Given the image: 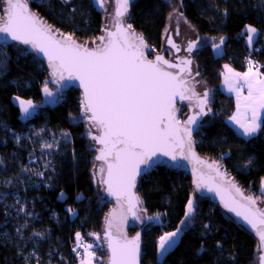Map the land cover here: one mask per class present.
<instances>
[{
    "label": "trees",
    "instance_id": "1",
    "mask_svg": "<svg viewBox=\"0 0 264 264\" xmlns=\"http://www.w3.org/2000/svg\"><path fill=\"white\" fill-rule=\"evenodd\" d=\"M28 2L55 31L83 44H98L104 31L113 28L114 10L108 14L93 0ZM175 12L197 35L199 50L194 59L211 96V111L195 135V148L201 156L220 163L246 194L264 206L260 191L264 121L257 136L245 139L238 135L227 123L235 102L221 91L224 65L240 72L249 69L250 60L264 65V0H135L125 20L153 47V57L167 49L166 29ZM249 26L259 32L252 49L246 44ZM221 40L224 52L216 56L214 47ZM0 62V264H79L71 253L76 233L88 241L92 234L103 233L112 206L103 197L102 173L95 174L97 164L98 169L103 165L95 161V143L89 135L94 129L82 113L81 92L70 89L62 101L57 98L54 104H47L45 82L55 92L49 71L22 45L4 46L0 41ZM16 97L36 105L30 117H23ZM180 112L184 116L187 109L180 107ZM35 132L45 139V149L52 154L46 185L24 167L28 153L40 156V151H34L27 139L15 140L17 135L35 137ZM52 138L56 144H50ZM5 179L17 182L18 190L32 201L28 205L34 208L33 217H8L2 201ZM22 180L32 181L33 186ZM137 192L140 222L133 223L129 233L135 235L144 228L141 264H259L255 234L220 204L199 194L188 174L159 165L140 178ZM189 200L195 211L185 219ZM146 216L151 220L148 224ZM178 228L182 232L179 242L160 259L159 238ZM94 258L97 264H107L108 252Z\"/></svg>",
    "mask_w": 264,
    "mask_h": 264
},
{
    "label": "snow or ice",
    "instance_id": "2",
    "mask_svg": "<svg viewBox=\"0 0 264 264\" xmlns=\"http://www.w3.org/2000/svg\"><path fill=\"white\" fill-rule=\"evenodd\" d=\"M98 3L100 7L104 6L103 0H98ZM118 5L113 24L115 31H107L106 37H100L101 43L95 48L77 43L71 35L57 34L52 26L30 11L28 0H0V34L30 46L36 53H42L52 69L53 82L59 85L65 80L76 81L83 89V115L98 133L91 135L89 132V135L101 145L95 159L103 162L99 170L102 174L106 173V178L102 177L100 182L107 185L108 195L114 196L119 206L106 221L104 240L110 253L108 264H139L140 236L137 234L129 239L124 226L129 216L140 218L137 215L140 200L133 189L141 165H149L157 156H166L173 161L179 156L181 159H195L198 164L209 168L215 173L213 179H223V176L215 163L205 164L193 151L192 125L197 124L200 116L207 115L208 93L198 95L188 78L191 76L188 66L192 61L181 59L179 63H173L159 55L154 60L148 59L143 37L136 35L131 23L123 19L130 0H118ZM247 32L248 42L252 43L257 29L249 26ZM172 46L176 47L175 44ZM194 47L195 44L190 43L187 51L191 53ZM216 47L219 48V45ZM225 69L228 73L224 77L225 84L228 91L235 92L237 97V114L231 119L243 129L245 136H251L262 126L260 114L264 111V79H259V72H254L251 66L243 74L233 72L227 65ZM245 87L247 95L243 97L241 119V92ZM43 93L49 98L56 95L47 82ZM177 98L195 99L200 109L183 124L176 117ZM16 99L25 116L36 107L31 100ZM208 111L211 109L208 108ZM249 112L250 117L247 115ZM196 183L197 187L203 184L208 191L214 190L202 176L197 178ZM224 183L246 202V208L244 212L239 211L234 199L227 202L222 197V203L229 211L242 217L259 237L258 249H264V208L258 207L257 199L252 196H243L231 181ZM215 190L220 194L219 187ZM187 210L185 219L195 211L193 201H188ZM179 231L178 228L159 238L161 254L171 247ZM76 239L80 241V233H76ZM92 248V244L84 246L86 259H82L81 264H92L96 256L90 250ZM258 261L264 264V256H259Z\"/></svg>",
    "mask_w": 264,
    "mask_h": 264
},
{
    "label": "water",
    "instance_id": "3",
    "mask_svg": "<svg viewBox=\"0 0 264 264\" xmlns=\"http://www.w3.org/2000/svg\"><path fill=\"white\" fill-rule=\"evenodd\" d=\"M134 1L135 0H130V5H129V8H128V11H127V13H125V16L123 17V19H125V17L130 12L131 7H132V3ZM113 7H114V9H113ZM118 7H119L118 0H112L111 1V5H110V9H109V13L111 14L112 11L114 10V14H113V20L114 21L116 19V12L118 10ZM29 9H30V11H32L33 13H35L41 20H43L45 22V20L43 18H41L36 12H34L32 10L30 4H29ZM45 23L47 25H49L47 22H45ZM53 30H54V28H53ZM109 30L115 31V28L113 27V28H110V29H106L104 31V36H102V37H106V33ZM56 32H57V34H60L58 31H56ZM134 32H135L136 35L142 36L137 31L134 30ZM166 35H167V37H166L167 41H166L165 45H166V47L171 48L174 51V54L177 57H176L175 60L171 61V60H168L163 54H157V55L164 57V59H166V60H168L170 62L179 63V61L182 59L180 57V54L183 52V49H182L181 45L176 41V39H179L182 44H185V43L188 42L186 48L184 49V52L186 54H188L189 56H191L193 53H195V52H197L199 50V43L196 40L197 39L196 33L189 27V25L185 21L184 17L180 13H178V12H175L174 14H172L170 16L169 22H168V26H167V29H166ZM65 36H68V35H65ZM142 37L144 39L145 45L147 46L144 49L145 55L147 56L148 59L154 60L157 55L154 56V57H152L150 55V53L153 51V47L150 46L146 42L144 36H142ZM72 38L77 43L83 44V43L79 42L77 39H75L74 37H72ZM0 41H1V43L4 46H9V45H12V44L15 43V44H19V45H22L25 48H27L28 51L31 54H33L36 58H38L39 60H41L44 63V65L46 66V68L49 71L50 81H51L52 85L55 88L60 89L63 93L69 91L70 89H77V90H79L81 92V98L83 99V89L78 86V82H76V81H71L70 82V81L65 80V81L60 82L59 85L57 83L53 82L54 81V77L51 75L52 69L48 67L47 59L45 57H43V54L42 53H36V52H34L31 49L30 46L20 44V43H18L16 41H12L10 39V37H6L4 34H0ZM169 41H171L172 43H169ZM100 43H101V41L98 44L97 43L96 44H93L92 46L90 44H87V46H89L90 48H95ZM190 43L191 44H195V47L193 48V50L191 51V53H189L187 51L188 45ZM172 44H175L176 47H173ZM162 52H168V50L166 49V51H165V49H163ZM183 59H190L192 61V63L188 66V68H190L191 74H192V72H193V61H194V58L193 57H187V58H183ZM181 66L183 67V65H181ZM172 71H178V69H173ZM185 75H187V74H185ZM204 92H207L208 93V104H207V107L205 108V111L207 112V115L200 116L198 118L197 124L192 125V127L194 129V131L192 132L193 151L195 152L196 157L199 160L204 161L205 164H213V163H215V165L218 167L220 173L222 174L223 179H221L219 177H216V178L213 179V177H215V173L212 172L209 168L205 167L204 165L198 164L195 159H181L178 156L177 157V160L173 161L169 157H166V156H157V157H154L153 158V161L154 162H152V161L149 162V165H141V172L136 177V186L133 189V191L139 197V200H140V196H139V194L137 192V184H138V181L140 180V178L143 177L144 175L148 174V173H151L153 171V169H155L157 166H159V165H166V166L175 168L178 171H181V172H184V173L188 174L190 176L191 180H192V184H193L194 189L199 194L208 197L214 203L220 204L236 221H238L240 224L244 225L246 228H248L249 230H251L250 227L246 224V222L242 219V217H238L235 214V212L229 211L228 208H226L224 206V203H222V197L227 202H231L234 199L237 202L236 203V206L238 207V210L239 211L244 212L245 211V208H246V202L243 201V200H241L240 197L236 196V194H235L234 191H230L229 188H228V186H227V184H225L224 181H231L233 184H235V186L240 189V191L243 194V196L247 197V196H251V195H248V194L245 193V191L242 189V187L239 186L238 183H236V181L232 177H230L228 175V173L226 172L225 169H223V167L220 165V163H218L216 161H211L210 159H207V158L201 156L197 152V150L195 148V143H194L195 135L197 134V132L200 129V127L202 126L203 122L209 116L208 108H210V106H211V96H210V92L208 90H205ZM196 105H197V101L195 99H192V100H187V99H185V100H179V98H177V103H176V107L178 109V111L176 113L177 119L180 120L181 123L183 124V122L186 121L188 118H190L193 115L198 114L199 111H200V109ZM180 107H185L187 109V114L183 118L181 116ZM81 108H82V106H81ZM93 129H94V132H93L92 135H97L98 134L97 133V130L94 127H93ZM93 142L95 143V145L92 147V150L96 152V156H97V155H99V152L97 151V149H99L101 147V145L96 144L95 141H93ZM95 161L97 163H100V164L103 165V162L102 161H98L96 159H95ZM98 166H99V164H98ZM201 176L203 177V179L205 180V182H207L208 184H210L213 187V189H214L213 191H208V188L205 187L203 184L200 187H197V183H196L197 178L198 177H201ZM102 177L103 178H106V173L102 174ZM101 184L103 185V188H104L103 197L107 198V200L112 204L111 208L108 211V214L106 216V219H105V224H104V229H103V238H104V236L106 234V231H107V222H106L107 221V218H109L110 213L114 209H118L119 206L117 204L116 198L114 196L108 195L107 185H105L103 183H101ZM217 187H219L220 194H217V191L215 190V189H217ZM253 198L256 199L255 197H253ZM140 205H141V201H140V204L138 205V209H137V215L138 216H139L138 212H139V209H140ZM257 206L264 208V206H262L260 204V202L258 201V199H257ZM150 221H151L150 218L148 216H146L145 217V224H148ZM138 222H140V218L139 219H133L131 216H129V218H128L125 226H124V232L127 234V237L129 239H133V238L136 237L137 234H139V236H140V241H139V246H140L139 264H141L142 255H143L142 243H143V231H144V228L142 227L135 235H130V233H129L130 226L133 223H138ZM251 231L255 234V232L253 230H251ZM255 236L257 237V239L259 241V237L256 234H255ZM105 244H106V248H107V242L106 241H105ZM107 252H108V249H107ZM109 255H110V253L108 252V257H109ZM259 256H264V249H260V255ZM259 264H261V262H259Z\"/></svg>",
    "mask_w": 264,
    "mask_h": 264
},
{
    "label": "rangeland",
    "instance_id": "4",
    "mask_svg": "<svg viewBox=\"0 0 264 264\" xmlns=\"http://www.w3.org/2000/svg\"><path fill=\"white\" fill-rule=\"evenodd\" d=\"M111 1L112 0H103V5H104L103 7H100L98 0H96V4L98 8H101L103 9L104 12L109 13ZM249 63L252 66V68H254L253 66L255 63L252 60H250ZM256 70L261 72V70L259 69H256ZM54 97L55 99H57L59 98V95L56 93ZM48 101H49V98L46 97V102ZM34 111L35 109H30V115H27V118L31 116L34 113ZM183 117H185V114L184 116H182V118ZM34 136L35 137H31L30 135H25L22 137L20 135H17L15 137V140L19 143L21 142L22 138L27 139L30 145L33 146L34 151H40V154H41L40 156H38L34 152H29L27 155V160H26V164L24 165V167L25 169L29 171V173H31L33 177L37 178L40 181V183H42V181L45 179V174L47 172V166L52 164V154L45 149V139L42 136H38L37 132L34 133ZM56 143H57V140L55 138H52L50 141V144H56ZM98 168L99 166L97 164L95 168L96 176H98V171H99ZM28 182H30L29 185L32 187L33 184L31 183L32 181L30 180L29 181L22 180L21 183L25 184ZM43 183L44 185L47 184L45 180ZM97 183L99 186L98 179H97ZM1 184L7 188V190L2 192V201L4 202V205L7 209L8 217L10 219L11 218L14 219L15 214H17V217L20 215H23V216L25 215L27 217H33L34 208L28 205V203H31L32 201L31 200L29 201L27 198H25V196L18 190L19 184L12 179H5ZM175 231H172V232H175ZM181 234L182 232L180 230L177 236L174 238V243L165 252H169L177 245V243L179 242L181 238ZM94 260L95 258H93V261H92L93 264H95Z\"/></svg>",
    "mask_w": 264,
    "mask_h": 264
},
{
    "label": "crops",
    "instance_id": "5",
    "mask_svg": "<svg viewBox=\"0 0 264 264\" xmlns=\"http://www.w3.org/2000/svg\"><path fill=\"white\" fill-rule=\"evenodd\" d=\"M94 1V3H95V5L97 6V4H96V0H93ZM98 7V6H97ZM99 9H101V8H99ZM248 35H249V33L247 32V29H246V44H247V46L250 48V49H252L253 47H254V44H255V42H256V40L258 39V36H259V32H258V30H257V32L255 33V34H253V42L252 43H249L248 42ZM217 45H219V48H217L216 46ZM215 47H214V54L216 55V56H220V55H222L223 54V52H224V45H223V43L221 44V43H219V44H217ZM229 68H231L232 70H233V72H238V73H241V74H243V73H245V72H247L248 71V69L246 70V71H244V72H240V71H238V70H236V69H234L231 65H229V64H226ZM253 71L254 72H259V79H264V73H262V72H260V71H258V70H256V69H254L253 68ZM225 75H228V73L226 72V69H225V65L223 66V82H222V85H221V91L225 94V95H227V96H229V97H232L233 98V100H234V102H235V111H234V113L227 119V123L229 124V126L234 130V131H236V133L238 134V135H240L241 137H243V138H245V139H249V138H252V137H254V136H257L259 133H260V131H261V128H262V126H261V128L255 133V134H253V135H251V136H245L244 134H243V129H241L237 124H235L233 121H232V116H234V115H236L237 114V97H236V93L235 92H230V91H228V88H227V86H226V84H225V79H224V77H225ZM247 95V88L245 87L243 90H242V92H241V106H240V112H241V119H243V113H244V101H243V97L244 96H246ZM49 98V97H48ZM45 102H46V96H45ZM16 103L19 105V101L16 99ZM47 104H49V105H52V104H54L55 103V97L53 96V97H51V98H49V101L48 102H46ZM20 106V105H19ZM35 109V108H34ZM249 117L251 116V113L249 112L248 114H247ZM261 121H262V125H263V121H264V111H262L261 112ZM23 117L24 118H27V116H25L24 114H23ZM30 117V116H29ZM260 191H261V193H263L264 194V181H263V183H262V185H261V188H260ZM159 251V258L161 259V258H163L168 252H164L163 254H161L160 253V249L158 250ZM94 263L96 264V262L94 261ZM79 264H81V262L79 263ZM93 264V263H92Z\"/></svg>",
    "mask_w": 264,
    "mask_h": 264
},
{
    "label": "built area",
    "instance_id": "6",
    "mask_svg": "<svg viewBox=\"0 0 264 264\" xmlns=\"http://www.w3.org/2000/svg\"><path fill=\"white\" fill-rule=\"evenodd\" d=\"M253 67L255 69L261 70L264 67V65L254 64ZM55 92L59 95V101H62L64 93L60 89H57V88H55ZM97 237H99V239H97ZM78 243H79V247L77 246ZM88 244L93 245V248L90 250L94 251L96 253V255H98V256L100 254H105L107 252V248H106L105 241L103 238V233H101V234L100 233H94L90 236L89 241L82 238L79 242L77 241L75 244H73L71 246V253L73 256V260H78L79 262H81L82 259H86V257L84 256V246L88 245ZM74 249H75V251H74Z\"/></svg>",
    "mask_w": 264,
    "mask_h": 264
},
{
    "label": "flooded vegetation",
    "instance_id": "7",
    "mask_svg": "<svg viewBox=\"0 0 264 264\" xmlns=\"http://www.w3.org/2000/svg\"><path fill=\"white\" fill-rule=\"evenodd\" d=\"M166 41H167V39H166ZM176 41L181 45V47L183 49V52L180 54V57L182 59L187 58V57L195 58L194 55L196 52L193 53L191 56H189L188 54H186L184 52V49L186 48L188 42L185 44H182L179 39H176ZM166 48H167L168 52H157L154 54V56H156L157 54H163L168 60H171V61L175 60L177 56L174 54V51L171 48H168V47H166ZM200 77L201 76H200V73L198 71V66L196 65L195 59H194V61H193V72L189 78L191 79L192 85L195 88L198 95H202V93L206 90L205 85L203 84Z\"/></svg>",
    "mask_w": 264,
    "mask_h": 264
}]
</instances>
